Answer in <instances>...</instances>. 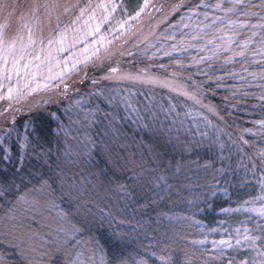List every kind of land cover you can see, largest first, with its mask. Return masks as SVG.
<instances>
[{
	"label": "trees",
	"instance_id": "16d2710c",
	"mask_svg": "<svg viewBox=\"0 0 264 264\" xmlns=\"http://www.w3.org/2000/svg\"><path fill=\"white\" fill-rule=\"evenodd\" d=\"M86 1L92 4V0ZM74 2L77 3L78 0H74ZM144 2L145 0H116V4L121 6L116 9L122 8L124 10L126 6L128 13L134 16L135 11L138 10L137 5H143ZM179 2L181 0H148L150 6L145 9L140 17L127 20L123 30L115 34V36L114 32H111L109 39L106 41V46L101 49L99 55H105L106 50L116 54L110 60H105L103 66L107 68L110 64L112 67H117L119 74L130 73L138 75L147 73L161 79L168 78L176 68L175 61L172 58L163 56L162 52L153 56V53L157 52L156 48H149L147 52H145V48L148 44L155 43L165 29H168V35L175 31L176 40H179L181 30L169 27V24H177L179 22V13L170 14L171 5ZM184 2L198 3L199 0H184ZM205 3L213 6L216 3H221L223 7L222 10L216 12L211 8L201 9L199 20H204L203 13L205 11L210 18L214 16L225 17V12L230 7L228 0H205ZM93 5L96 8L97 18H99L102 12L101 9H98L99 0L93 1ZM151 5H156L157 7L163 5L164 10L157 12ZM90 7L93 9L92 6ZM7 12L0 16V21L5 20L9 16ZM166 17L167 22H165ZM228 17L236 21L237 27L232 31L226 29L225 34L234 35L235 32H239L240 35L235 36V39L243 41L255 31L258 33L255 38L258 44L260 40L259 34L264 32V30L238 27L240 23L248 25L259 23L260 21L257 17L246 18L240 16L238 19L237 16L231 13L228 14ZM228 17H225V23H227ZM205 23H211V19L205 21ZM217 26L223 27L224 25L217 22ZM200 27H203V25H200ZM183 31L188 32L190 29H183ZM116 37H119V39ZM174 42L176 41L171 39L167 41L160 40V43H163L165 47H169ZM194 43L202 46L205 41ZM233 50L239 51L236 45H233ZM208 54L210 55V53ZM193 56H196L194 49L181 54L177 59L182 58L185 62H190ZM229 56H233V51L222 53L221 60L214 62V67L211 69L215 73L213 79L216 76L224 77V83L220 88H216L215 84L211 85V89H215V94H213L212 90H209L205 97V103L211 102L223 110L226 121L219 122L215 120V117H210L215 123L225 128L226 132L232 133L233 139L243 135L250 143L243 146L245 148L243 153L236 152L235 148L231 150L225 149L228 152L230 166L232 169L234 168L235 172L231 171L229 180L224 184L220 182V184L218 183L219 185L213 188L208 183L199 195L196 194L199 197L200 204L196 215L191 219L195 227L194 231L196 230L203 242L231 240L234 246L233 248H225L224 255L219 259L208 257V264H228L229 259L233 257L237 264L240 260H248L250 264L253 258L258 259L259 257H257L256 251L251 248L246 247L242 250L239 246H236L235 230L240 229L241 239L245 234V229L249 230L248 234L251 236L264 235L257 228L258 224L264 225V217L258 214L260 210L264 209V171H262L264 166L260 165L259 161L256 160L257 167L252 170V162L249 160V156L264 149V136L259 131L260 121L264 120V101L260 100L259 96L264 93V87L258 86L264 85V80L257 75L264 72V64L253 62L254 60H260L261 57L254 55L251 50L247 53L246 58L235 57L231 64H225L223 58ZM245 60L247 61L246 63ZM92 61H95L96 64L100 63L95 58L82 67L80 71H75L55 87L28 91L20 97L18 102L16 100L11 101L12 109H19V111L13 113L12 109L9 108L10 101L0 106V113L6 114V119L0 117V130L4 128L6 123L11 126V121L15 118L17 121L16 127L23 134L25 121L34 118V126L38 128L40 135L43 137L41 143L44 150L48 151L50 149L49 163L52 167L50 169L43 161L38 163L34 158L25 160L23 167L26 173L38 169L39 173H42L45 177H53V180L50 181L52 188L48 192L44 194L37 192L36 195L31 196L26 195L25 191L32 188L30 192H35L33 187H39V176H34L32 182L26 185H22L17 181L12 190L13 195L6 198L0 197V226L2 223L10 222L11 220L18 222L17 219L22 220V223L25 224L29 221V218L30 221H32L31 218L34 220L37 218L38 221L35 225H38L43 222L42 218L46 215L45 213H52V210L56 211L52 213V216L54 215L53 219H55L53 221L54 226L59 219L58 213H64L71 220L80 219V214L85 215L87 213L89 214L88 219L94 221V227H92L90 232L85 231V234L79 237L80 241L85 237L86 240L93 241L104 252V257L108 264H119L132 252L133 246L127 240L126 235H121V222L118 221V217H137L145 214L143 208L137 209L134 204L129 202L126 191L135 196L137 195V197H139L140 193L146 197V201L148 199L152 201L155 198L163 201L158 198V196L164 197V194L158 195L161 191L158 189L163 187L161 185L158 186V183H162L163 179L161 175L158 176L157 171L154 172L155 175H149V168L141 164L138 166L136 163L140 160L138 154L130 151L138 150L139 147L145 146L146 140L141 142L138 138L143 136L144 133L147 134L150 128L142 127L136 117L123 106L110 107L101 95H93V93H99L101 89L107 94L109 89L120 87L130 93H135L133 97L135 101L147 103L149 92L144 89L142 84H133L115 79L100 80L97 85H93L92 78H99L104 73L98 71ZM162 64L167 67L162 68ZM242 64L247 67V71L243 70ZM85 70L88 72L86 78L84 76ZM228 71L239 72L246 77V80L228 76ZM249 73H252V75H249ZM198 79L202 80L203 78L199 77ZM66 85L68 88L67 94H65ZM156 90L159 92L152 94V96L162 98V102L165 105H167L165 100L169 101V99L178 104L183 101L182 97H177L166 90ZM234 92L236 93L235 96H233ZM225 97H228V99L225 100ZM77 100L82 102V107L75 106ZM225 104H227L226 109ZM66 109L68 111H65ZM193 110L195 112L197 109L193 108ZM162 117H164L161 121L162 124H171L169 117L164 114ZM61 126L65 129L64 131L61 130ZM130 126L137 133L133 132ZM111 128L115 129L116 133H113ZM247 129H251L256 135L249 134L246 131ZM156 140L159 141L157 138ZM222 140L228 141L229 138L224 135ZM109 142L118 149L119 147L124 148V151H110L107 148ZM9 146L13 152V160L7 164L0 163V186L11 181L16 167L21 166L20 161L16 158L15 135L9 141ZM196 149L192 150V153L190 150L185 151L188 154L185 158L186 162L192 161L196 153L206 160V164H211L213 160L220 161L218 157L221 152L218 148L214 147L211 150V156L205 155L206 147H196ZM139 151L141 152V150ZM223 155L225 156L224 153ZM154 157L157 160H165L163 157L167 159L174 158L175 160V155L172 157L170 154L165 156L159 154ZM132 158L138 160L133 162ZM203 161L199 159L202 165ZM117 162L119 163L118 165L116 164ZM57 164L60 165V168L56 167ZM134 164L136 167L132 171L129 166ZM61 168L63 169L62 172L60 171ZM57 172L64 178L63 186H61L60 179L56 177ZM118 173L119 176H117ZM76 178L79 181L80 179L84 181L82 185L86 189L93 188L92 183H89L91 181H93L94 186L98 184L95 189L103 191L100 199L97 201L93 199L94 203L85 204L83 200L74 198L76 196L74 192L73 196L70 197L68 192L72 190L69 185L74 183ZM123 178L128 179L126 183L122 180ZM224 178L228 179L226 176ZM153 182L156 184L155 186ZM141 183L145 187L144 194L141 193V189L140 191L138 190ZM121 185H124V187L122 188ZM100 186L102 189H99ZM17 188L19 189L18 192L16 191ZM105 191L106 193H104ZM110 194H115L118 200L121 197L124 199L120 202L118 200V202H114L110 200ZM19 197H24V200L17 204L16 201ZM187 198L189 200L190 197L188 196ZM49 201H54L56 207H50ZM159 204L161 205L162 203ZM148 207H152L149 201L146 204V208ZM100 208H104L105 212H110V215L104 217L103 220L101 219ZM88 209L93 210L95 215L90 214ZM161 209L159 212H161ZM18 211L22 212V215H16V218L15 213ZM164 215L159 214L158 216H163L169 221V216ZM154 220L156 219L154 218ZM117 227L120 229L118 230ZM25 238H27L26 232L23 233L22 240ZM13 239L10 235H5V232L0 229V264H29V261L26 262L24 257L20 256L21 249L18 250L16 248V251H13ZM72 243L75 245V241ZM260 243L262 241H257V247H259ZM77 250L78 246L73 247L72 245H69L64 250L68 261L76 257ZM69 252L72 253V256L69 255ZM10 253L13 254L12 258L9 257ZM191 254L187 259L176 255L167 264H203L204 260H200L198 254L195 257ZM31 264L35 263L31 262ZM51 264L62 263L57 261ZM153 264L158 263L154 262Z\"/></svg>",
	"mask_w": 264,
	"mask_h": 264
},
{
	"label": "snow or ice",
	"instance_id": "6c2138e0",
	"mask_svg": "<svg viewBox=\"0 0 264 264\" xmlns=\"http://www.w3.org/2000/svg\"><path fill=\"white\" fill-rule=\"evenodd\" d=\"M230 7L227 8L225 12V17H228V14L237 16L239 19L240 16H244L246 18L257 17L260 21L256 24H244L240 23L238 25L239 28H259L264 30V0H228ZM148 0H145L143 5H137L138 10L135 11V15H130L128 13L127 7H124L125 15H128L130 19H136L140 17L141 14L149 7ZM10 7H15V5H10L4 0H0V11L6 10ZM40 7H43L44 10L48 14V18L51 19L54 13H57L61 7H63L64 13H67L70 9L77 7V5L65 4L61 5L57 2V0H50L49 3H46ZM106 10L111 7V11H115L117 7H121L118 5H101ZM151 7L155 8L157 12H161L164 10V6L160 5L157 7L156 5H151ZM222 4L216 3L214 6L208 3H205V0H199V2L185 3L184 0L181 2L171 5V15H175L179 13V22L177 24H169V27L172 29H180V38L176 40V32L173 31L171 35H168V29L164 30V33L161 34L160 37L157 38L155 43H150L145 48V52L148 51L149 48H156L157 52L153 53V56H156L157 53L162 52L163 56L172 58L175 61L176 68L169 75L168 78L160 79L155 76H151L147 73L132 75L130 73L119 74V70L117 67H112L110 64L107 68H105L104 61L110 60L112 56L116 53H112L106 50L105 55H99V49L93 53L96 60L100 61L99 64H96L95 61H92L94 67L97 68L98 71L103 72L104 75L99 78L93 77L92 84L97 85L100 80H117V81H127L133 84L139 83L142 85H151L153 87H159L163 90H166L169 93L174 94L177 97H182L183 101L180 104H174L171 100L168 101L167 105L162 102V98H157L154 96L147 97V103H142L139 101H135L133 97L135 93H130L126 91L124 88L116 87L109 89L107 94L105 91L101 89L99 93H93V95H101L103 99L108 103L110 107L112 106H123L129 113L136 117L137 121L141 124L142 127H150L152 124L157 121L161 114H164L166 117L171 119V124L168 127L167 135L171 139L179 140L178 136H174L173 134L179 131H185L191 136V139L185 143V150H191L194 147H208L209 150H212L214 147L218 148L221 153L225 151V149L231 150L235 148L236 152L243 153L245 148L243 146L249 145V141L244 138L243 135L240 137L233 139L232 133L226 132L225 128L221 127L220 124L215 123L210 117H215L216 121L225 122L226 117L222 109H220L217 105L212 104L211 102L205 103V97L208 94L209 90H212L213 94H215V89H211V85L215 84L216 88H220L224 83V77L216 76L215 73L211 71L214 67V62L219 61L222 58V53L233 51V56L224 57L225 64H231L235 57L246 58L247 53L251 50L254 52V55L260 56V60H254L253 62L258 64H264V32H261L260 40L257 44L255 38L258 33L253 31L247 39L243 41H239L235 39V36L240 35L239 32H235L234 35L225 34V30L232 31L236 25V21L231 20L228 17L227 23H225V17L214 16L210 18L208 13L205 11L203 13L204 20H199L201 15V9H209L211 8L214 12L222 10ZM38 10V9H37ZM87 11L86 8H80L81 16ZM11 15V13H9ZM79 19V17H77ZM211 19V23H205V21ZM57 20H59V16H57ZM165 22H167V17ZM217 22L223 24V27H218ZM127 23V21H125ZM203 25V27H200ZM123 27V25H121ZM183 29H190V31L185 32ZM207 30V31H206ZM29 35V41L27 45L23 44L21 38V48L18 57L15 55L16 50V41L11 42V49L9 48L7 42L4 39L3 31H0V52L6 53L8 55H12V67L8 68V59L7 56L4 58V69L0 71V80L11 81L13 73L16 76H20L21 68L27 70L29 68V64L25 63L23 65L20 64L21 60H24L26 57L24 53L27 55H32V53H28V48L33 47L36 44V41L31 36V30ZM94 31L99 32V25L94 29ZM119 39V37H116ZM174 40L176 42L172 43L169 47H165L163 43H160V40ZM204 40L205 43L202 46H198L197 41ZM219 41V43H217ZM43 44V41H41ZM54 41L49 39L47 45L40 49L41 53L47 52V58H52V46ZM233 45L239 49V51L233 50ZM255 45V47H253ZM196 51V56L191 58L190 62H185L180 57L181 54L187 53L190 50ZM57 51H68L67 49L60 48ZM210 53V55L208 54ZM121 54H123L121 52ZM131 54V53H129ZM175 54V55H174ZM36 60H40L43 62V58L41 55L37 54L34 57ZM88 59L85 60V65H87ZM247 61L245 60V63ZM81 61L76 60L71 66H68V60L65 59L62 61L63 67L61 68V74H58V77L63 82L64 76L70 73L71 71H80L78 65ZM39 68V65H37ZM162 68L167 66L161 65ZM242 68L244 71H247V67H244L242 64ZM51 71V69H49ZM87 70L84 71L85 78L87 77ZM228 76L233 78L239 77L241 80H246V77L241 75L239 72L228 71ZM252 75V73H249ZM259 78L264 80V72L258 73ZM202 77L203 79H198ZM190 81V82H189ZM259 87H264V85H258ZM0 87H3L2 83H0ZM68 88L65 86V94H67ZM235 92L233 96H235ZM246 94V93H245ZM23 95L22 91L18 89H14L9 86L7 90V99L10 101L9 108L12 109L11 101L16 100L19 101L20 97ZM228 97H225L227 100ZM259 99L264 101V93L259 96ZM139 105V107H138ZM75 106L82 107V102L77 100L75 102ZM184 110L181 112L180 109ZM193 108L197 109L195 112L192 110ZM227 108V104H225V109ZM13 113L15 111H19V109H12ZM65 111H68L66 109ZM0 117H4L6 119L5 113H0ZM185 118L191 121V124L185 123ZM17 121L15 118L11 121V126L7 123L4 125V128L0 130V163H9L13 160V152L9 146V141L12 139L13 135L16 138V158L20 161L21 166L16 167L15 172L13 173V178L11 181L6 184L0 186V197H8L13 195V187L16 185L17 181L20 184L26 185L27 183L32 182V178L34 176H39V187H33V190L44 194L48 192L49 189L52 188V184L50 181L53 180L52 176L45 177L42 173H39L38 169L34 171L25 172L23 167V162L25 160L35 159L38 163L43 161L44 164H47L51 169L52 165L49 163L50 156L49 151H45L43 148V144L41 141L43 137L40 135V132L36 126H34V118H30L25 121L24 124V133L22 134L16 127ZM195 130L194 132L192 130ZM61 130L65 129L61 126ZM251 135H256L255 132H252L251 129L246 130ZM259 131L262 136H264V120L260 121ZM227 135L229 140H222V136ZM231 154V151H230ZM220 160H225L223 154L219 156ZM249 160L252 162V170H255L257 167L256 160L259 161L260 165L264 166V149L254 153L252 156H249ZM57 168H60V165H56ZM211 167L210 164H205L204 168L208 169ZM62 172L63 169L61 168ZM216 172H222L223 169H216ZM264 171V168H262ZM56 177L60 179L61 186H63L64 178L60 175L59 172L56 173ZM213 179H216L213 176ZM91 183V182H89ZM95 187V186H94ZM123 188L124 185H121ZM211 187H215L212 185ZM69 188L72 191L68 192L70 197L73 196V192H76L77 195L74 197L75 199H81L85 204L94 203L92 196L89 194L92 189H86L82 184L72 183L69 185ZM18 192L19 189L17 188ZM215 194V193H213ZM99 195V193H97ZM24 200V197H19L16 201L19 204ZM27 202V201H25ZM50 207L55 208L56 205L54 201H49ZM102 214L101 219L110 215V212H105L104 208L99 209ZM88 212H91V209H88ZM261 217H264V209L260 210L258 213ZM59 219L56 221L55 226L53 227L52 235L54 237V242L58 247L62 249H67L69 245L73 247L80 245L81 241L79 239L80 236L83 235L85 231H91L92 227H94V221L88 219L87 214L81 219H77L75 221L69 219L64 213H58ZM95 215V213H93ZM14 219V217H13ZM15 227V226H13ZM257 228L264 233V225H257ZM236 246H239L242 250L244 248H251L256 251L258 259L253 258L250 264H264V235L261 236H251L248 234L249 230L245 229V234L243 238H240V229H236ZM73 241H75V245H73ZM257 241H262L259 247H257ZM192 243H203V241H193ZM214 248L211 250L214 255L212 259H219L224 255L225 248H233V244L231 240H221L219 242L213 241ZM223 246V247H222ZM93 251H95L93 249ZM23 254V252H22ZM71 256L72 253L69 252ZM76 260H70L69 264H81L79 259V253H76ZM188 255V253H186ZM193 257L196 256V253L191 254ZM200 256L204 255L203 251H200ZM29 264L31 261L29 260ZM203 264H208L207 260L203 261ZM228 264H237L235 258H230ZM238 264H249L248 260H240Z\"/></svg>",
	"mask_w": 264,
	"mask_h": 264
},
{
	"label": "rangeland",
	"instance_id": "374dc122",
	"mask_svg": "<svg viewBox=\"0 0 264 264\" xmlns=\"http://www.w3.org/2000/svg\"><path fill=\"white\" fill-rule=\"evenodd\" d=\"M93 1L95 2V0H92L91 4L86 0H78L77 3L74 2V0H57L61 5L70 4L77 5V7L70 9L67 13H64L63 7H61L59 11L54 13L51 19H49L47 12L40 6L49 3L50 0H4V2L10 5H15V7L0 11V16L6 11H8V14L11 13L5 20L0 21V31H3L4 39L9 48L11 49V42L16 41L15 55L17 57L21 55L19 51L21 48V38L23 44L27 45L30 35L29 30H31V36L36 41V44L33 47H29L27 50L28 53H32V55L24 53L26 58L20 61L21 65L31 61L29 68L27 70L21 68L20 76H16L13 73L11 81L0 80V83L3 85V87H0V106L9 101L7 99V90L9 86L22 91L23 94H26L25 92L28 91L44 90L55 87L61 82L58 74H61L63 60H68L69 67L76 60H79L81 63L78 65V68L81 69L85 66L84 62L86 58H91L88 59L87 63L95 59L93 53L96 52L97 49H99L100 52L101 49L106 46V41L109 39L111 32H114L115 36V34L123 30L121 25L125 26V21L130 19L128 15L124 16V10L120 8L118 10L116 9V12H113L111 11V7H109L108 10L101 7V5H117L116 0H99L98 9L102 10L99 18H97ZM90 6H92L93 9H91ZM80 8L87 9L83 16H81ZM57 16H59V20H57ZM77 17H79V19H77ZM97 25H99V32L94 31ZM49 39L54 41L51 59L47 58V52L41 53L40 51L42 47L47 45ZM41 41H43V44H41ZM60 48L67 49L68 51H57V49ZM37 54L41 55L43 62L34 58ZM5 56H7L8 59L7 67H12V55L0 52V71H3L5 67L3 58ZM37 65H39V68ZM49 69H51V71H49ZM74 72L75 71H71L65 75L64 79ZM143 87L149 92L147 96L157 94L159 91L156 89H161L151 85H144ZM161 90L163 91V89ZM169 100L172 101V99ZM165 101L167 104L168 100ZM172 103L178 104L173 101ZM183 110V108L180 109L181 112ZM162 115L163 114H161L157 121L149 127L150 130L147 131V134L144 133L143 136L138 138L141 142L146 140L144 143L145 146L142 148L139 147L138 150L135 149L130 151L136 152L140 158V160L132 158V161L138 160L136 162L138 166L141 164L149 168V175H155L154 172L157 171L158 176H162L163 181L162 183H158V186L161 185L163 187L158 189L161 190L158 195L164 194V197L158 196V198L163 201L156 198L151 201L147 198L152 207L146 208V204L148 203L146 197L139 192V197H137V195L135 196L126 191L129 202L134 204L137 209L143 208L145 214L137 217H118V221L121 222V235H126L127 240H129L133 246L132 252H130L127 258L119 264H153L154 262L158 264H167L169 260L176 255L187 259L191 253L199 255L200 251L204 252L203 256L199 255L200 260H207L208 257L212 258V254H214L211 251L214 248L212 240L208 243L206 241L203 243H192L193 241L202 240L196 230L194 231L195 227L191 219L196 215L200 204L199 197H197L196 194L199 195L208 183L211 184V186H217L220 182L224 184L229 180L230 173H232L231 171L235 172L234 168L232 169L230 166V159L227 154L228 152H226L227 148L223 152L227 159L220 160L219 162L213 160L210 164L211 167L208 169L204 168L206 160L197 153L192 161L186 162L187 160L185 161V158L188 154H186L185 151L188 150H185V143L191 139V136L185 131H179L173 134L174 136H178L179 140H170L169 136L166 134L170 124H162L161 121L164 119ZM185 123L186 125L191 124V121L185 120ZM130 127L133 132L137 133L132 126ZM112 132L116 133V130L112 129ZM156 138L159 139V141L156 140ZM107 148L110 151H124V148L122 149V147H119L118 149L116 146L111 145V142H109ZM139 150H141V152ZM192 150L197 149L194 147L190 150L191 153ZM205 150V155L211 156V150H209L208 147H206ZM159 154L164 156L170 154L172 157L175 155V160L174 158L167 159L166 157H163L165 160H157L154 156ZM199 159L201 161L204 160L203 165L200 164ZM116 164L118 165L119 163L117 162ZM129 167L133 171V168L136 166L134 164ZM216 169H223V171L216 172ZM117 176H119V173ZM213 176H215L216 179H213ZM225 176L228 178L227 180L224 178ZM75 180L74 183L76 184L84 183L81 179L80 181L77 178ZM122 180L126 183L128 179L123 178ZM91 183L93 187L91 188V195H93V199L97 201L100 199L103 191H97L95 188H97L98 184H95L96 186L94 187L93 181H91ZM155 185L156 184H154V186ZM113 187L111 188L113 189ZM99 189H102V187L100 186ZM140 189L141 193L144 194L145 187L142 186V183L138 190L140 191ZM31 190L32 188L28 189V191H25V194L30 196L37 194L36 191L31 193ZM97 193H99V195H97ZM104 193H106V191ZM188 196L190 197L189 200L187 198ZM109 198L114 202L118 200L115 194H110ZM122 199L124 198L121 197L118 201L120 202ZM159 203L162 204L160 205ZM160 208H162L161 212H159ZM55 212V210H52V213ZM52 213L46 212V215L42 218L43 222L38 225H35L38 221L37 218L36 220L31 218L32 221H30L29 218V221L25 224L22 223V220L17 219L18 222L11 220L10 222L7 221L2 223L0 226V229L5 232V235H10L12 239L14 238L13 251H16V248H18V250L21 249L20 256L24 257L26 262L30 260L35 264L37 262V264H51L58 261L62 264H69L68 257L64 252L65 249L58 247L54 242L52 232L54 227L53 221L55 219H53L54 215L52 216ZM90 214H93V210H91ZM159 214L168 215L170 220L168 221L163 216H158ZM16 215H22V212L18 211L15 213V216ZM84 216L85 215L80 214V219ZM87 216H89V214H87ZM154 218L156 220H154ZM117 229L119 230L120 228L117 227ZM24 232L27 233V238L22 240ZM84 234L85 232L83 235ZM161 239L163 240L161 241ZM88 241L89 240H86L85 237L82 239L81 244L77 245L81 264H108L102 249L93 241ZM93 249L95 251H93ZM186 253H188V255H186ZM12 256L13 254L10 253L9 257L12 258ZM63 257L65 258L64 260ZM75 260L76 257L73 261Z\"/></svg>",
	"mask_w": 264,
	"mask_h": 264
}]
</instances>
